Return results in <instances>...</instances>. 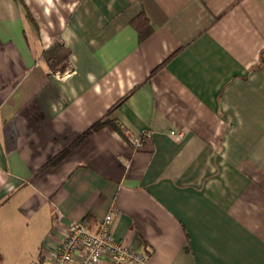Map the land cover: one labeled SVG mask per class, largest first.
I'll return each instance as SVG.
<instances>
[{
	"label": "crops",
	"instance_id": "crops-1",
	"mask_svg": "<svg viewBox=\"0 0 264 264\" xmlns=\"http://www.w3.org/2000/svg\"><path fill=\"white\" fill-rule=\"evenodd\" d=\"M111 209L150 264H264V0H0V264Z\"/></svg>",
	"mask_w": 264,
	"mask_h": 264
},
{
	"label": "built area",
	"instance_id": "built-area-1",
	"mask_svg": "<svg viewBox=\"0 0 264 264\" xmlns=\"http://www.w3.org/2000/svg\"><path fill=\"white\" fill-rule=\"evenodd\" d=\"M182 133L170 132L179 138ZM135 148L140 137H127ZM103 215L96 229H90L80 221L70 222L62 230L59 242L47 252L45 264H150L143 252L139 253L121 244L111 235L114 209Z\"/></svg>",
	"mask_w": 264,
	"mask_h": 264
},
{
	"label": "trees",
	"instance_id": "trees-1",
	"mask_svg": "<svg viewBox=\"0 0 264 264\" xmlns=\"http://www.w3.org/2000/svg\"><path fill=\"white\" fill-rule=\"evenodd\" d=\"M132 25L133 27L137 29L139 39H142L143 37H145V35L150 30V27H148L147 21L144 17L135 18L132 21ZM61 47H62L61 44L56 43L54 45V48L44 53V57L47 59L49 63V67L52 70L57 71V72H62L65 70L64 68L66 66V60H67L66 53L62 50ZM109 123L111 124L110 126L112 128L114 127L115 130L119 131L114 124L115 123L114 120H109L108 122H105V123L101 121L97 122L96 124H94L92 127H90L86 131V134L92 133L96 131L103 124L105 125Z\"/></svg>",
	"mask_w": 264,
	"mask_h": 264
},
{
	"label": "rangeland",
	"instance_id": "rangeland-1",
	"mask_svg": "<svg viewBox=\"0 0 264 264\" xmlns=\"http://www.w3.org/2000/svg\"><path fill=\"white\" fill-rule=\"evenodd\" d=\"M63 230V229H62Z\"/></svg>",
	"mask_w": 264,
	"mask_h": 264
}]
</instances>
